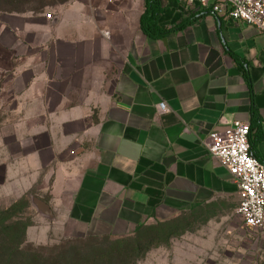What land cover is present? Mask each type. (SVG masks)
Returning <instances> with one entry per match:
<instances>
[{"label":"crops","instance_id":"obj_1","mask_svg":"<svg viewBox=\"0 0 264 264\" xmlns=\"http://www.w3.org/2000/svg\"><path fill=\"white\" fill-rule=\"evenodd\" d=\"M161 3L160 38L141 28L146 0H67L53 19L10 22L27 50L10 95L28 129L16 137L26 164L10 176L19 197L37 186L31 200L60 232L122 236L181 209L237 213V182L207 147L235 120L264 164V37L199 3Z\"/></svg>","mask_w":264,"mask_h":264},{"label":"rangeland","instance_id":"obj_2","mask_svg":"<svg viewBox=\"0 0 264 264\" xmlns=\"http://www.w3.org/2000/svg\"><path fill=\"white\" fill-rule=\"evenodd\" d=\"M5 1L0 0V211L11 208L15 227L1 233L0 250L5 249L2 245L12 244L10 234L15 230L20 233L23 225L30 224L29 228L39 225L40 221L45 225L29 230L32 240L26 234V244L22 249L25 256L29 252H41L46 257L70 247L105 245L104 238H91L103 235L77 236L60 232L57 225L51 226L52 222L42 218L32 205L31 198L37 192V186L19 197L18 188L12 182V164L17 163L16 168L21 169L27 161L25 154L24 157H19L20 145L16 139L19 135H27V128L17 126L26 112L16 110L17 101L10 95L14 86L12 76L18 65L25 61L27 50L25 46L16 43L9 25L10 22H19L16 18L18 14L31 21L42 16L53 19L56 9L54 6L67 0H14L10 6ZM6 25L7 28L4 27ZM46 198L51 201L50 197ZM47 225L51 226L48 235ZM145 225L169 229L159 233L154 246L138 264H264V240L261 232L246 226L234 210L205 208L202 211L196 207L181 209L161 220L152 219ZM171 230L173 234L167 235ZM21 254L15 251L14 256L18 261L25 259Z\"/></svg>","mask_w":264,"mask_h":264},{"label":"built area","instance_id":"obj_3","mask_svg":"<svg viewBox=\"0 0 264 264\" xmlns=\"http://www.w3.org/2000/svg\"><path fill=\"white\" fill-rule=\"evenodd\" d=\"M177 1L199 3L204 9L223 15L226 19L255 27L264 37V0ZM160 108L166 111L167 105L160 103ZM250 131L248 123L235 120L224 132L211 133L207 147L237 182L240 196L238 215L246 226L259 230L264 240V164L251 151Z\"/></svg>","mask_w":264,"mask_h":264},{"label":"trees","instance_id":"obj_4","mask_svg":"<svg viewBox=\"0 0 264 264\" xmlns=\"http://www.w3.org/2000/svg\"><path fill=\"white\" fill-rule=\"evenodd\" d=\"M13 1L6 0L5 3L10 6ZM161 7V0H146V11L141 17V28L151 38H160L169 31L161 28L158 24ZM250 129L252 131L251 126ZM12 213L11 208L0 211V235L2 232L5 233L6 230L15 227V222L12 221L14 216ZM29 225H23L20 233L15 230L10 234L9 240L12 244L2 245L5 249L0 250V264H138L154 246L159 233L169 229L160 228V226L140 225L132 233L122 236H91L92 239L104 238L106 244L84 248L70 247L68 250L59 251L56 255L45 257L41 252H29L27 256L22 253L23 245L26 244V229ZM171 234H173L172 230L167 232V235ZM14 250L22 253L21 256H25V259L18 261L14 256Z\"/></svg>","mask_w":264,"mask_h":264},{"label":"water","instance_id":"obj_5","mask_svg":"<svg viewBox=\"0 0 264 264\" xmlns=\"http://www.w3.org/2000/svg\"><path fill=\"white\" fill-rule=\"evenodd\" d=\"M32 203H33L34 207L36 208V210L40 214H42L43 216H45L47 218H51V219L54 217L51 207L46 202H44L43 200H41L37 197H34L32 199Z\"/></svg>","mask_w":264,"mask_h":264}]
</instances>
